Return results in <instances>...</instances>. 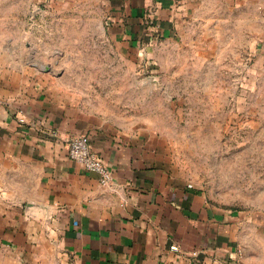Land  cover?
I'll return each mask as SVG.
<instances>
[{
	"label": "rangeland",
	"instance_id": "obj_1",
	"mask_svg": "<svg viewBox=\"0 0 264 264\" xmlns=\"http://www.w3.org/2000/svg\"><path fill=\"white\" fill-rule=\"evenodd\" d=\"M262 5L202 0L165 35L130 44L116 36L99 1L59 0L39 4L28 24L18 18L26 25L2 27L0 47L114 131L160 138L174 172L238 216V261L264 264ZM0 258L56 259L32 247L17 258L1 250Z\"/></svg>",
	"mask_w": 264,
	"mask_h": 264
},
{
	"label": "crops",
	"instance_id": "obj_2",
	"mask_svg": "<svg viewBox=\"0 0 264 264\" xmlns=\"http://www.w3.org/2000/svg\"><path fill=\"white\" fill-rule=\"evenodd\" d=\"M55 1L0 0V41L2 27L28 24ZM97 1L116 36L137 44L168 33L202 0ZM10 54L0 47V257L32 247L52 251L53 264H242L238 216L178 176L160 138L114 131ZM81 135L110 169L109 184L69 158L67 141Z\"/></svg>",
	"mask_w": 264,
	"mask_h": 264
},
{
	"label": "built area",
	"instance_id": "obj_3",
	"mask_svg": "<svg viewBox=\"0 0 264 264\" xmlns=\"http://www.w3.org/2000/svg\"><path fill=\"white\" fill-rule=\"evenodd\" d=\"M24 122L23 119H21ZM67 152L71 160L79 163L87 171L97 173L102 185H107L112 180V173L103 158L93 152L88 135H81L67 141ZM178 251L177 247H172Z\"/></svg>",
	"mask_w": 264,
	"mask_h": 264
}]
</instances>
